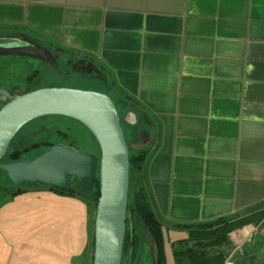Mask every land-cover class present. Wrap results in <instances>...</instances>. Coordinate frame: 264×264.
I'll list each match as a JSON object with an SVG mask.
<instances>
[{"label": "crops", "instance_id": "obj_1", "mask_svg": "<svg viewBox=\"0 0 264 264\" xmlns=\"http://www.w3.org/2000/svg\"><path fill=\"white\" fill-rule=\"evenodd\" d=\"M13 35L117 100L166 252L167 239L173 255L203 249L185 225L264 211V0H0V37ZM261 227L203 243L228 253L235 234L264 252ZM93 233L81 196L34 183L0 201V264H90Z\"/></svg>", "mask_w": 264, "mask_h": 264}, {"label": "water", "instance_id": "obj_2", "mask_svg": "<svg viewBox=\"0 0 264 264\" xmlns=\"http://www.w3.org/2000/svg\"><path fill=\"white\" fill-rule=\"evenodd\" d=\"M13 39L15 36L0 37V54L42 57L41 52L47 51L30 40L26 44H11ZM0 103L3 104L0 107V169L18 186L43 183L68 189L72 178H76L88 191L94 189L98 173L100 196L94 222L93 264H122L130 155L114 99L102 91L72 87H43L15 93L0 86ZM45 115L68 116L83 123L96 138L100 156L71 144L57 143L33 159L4 161V154L20 128Z\"/></svg>", "mask_w": 264, "mask_h": 264}, {"label": "rangeland", "instance_id": "obj_3", "mask_svg": "<svg viewBox=\"0 0 264 264\" xmlns=\"http://www.w3.org/2000/svg\"><path fill=\"white\" fill-rule=\"evenodd\" d=\"M13 36H15V39H13L11 44L14 45L26 44V40H29L26 37L21 38L19 35ZM77 66L71 65L70 63H63V65H59L57 62L56 64L51 62L45 63L41 60L20 55L8 58L0 56V86L10 89V86L19 85L18 90H13L15 93H20L22 90L25 91L26 89H20L24 85H30L29 89H38L43 87H72L103 92L104 89L99 78L96 76L91 77V73L86 72ZM34 70H38L39 74L36 76V73H34L32 77L33 80L29 83L27 76L35 72ZM114 101L116 106H118L117 100L114 99ZM2 105L3 104L0 103V107ZM42 117L43 116L32 119L20 128L21 131H18V136H22L24 139L23 145L17 146L16 144L13 147L11 158L33 159L52 144H70V142H74L75 145L78 146L77 148L85 152H91L96 155L99 154L100 148L97 141L92 136L91 131L84 127L76 119L63 116L47 118ZM125 126L127 127L126 124ZM58 130L64 131L65 134L61 135V133H58ZM127 132H129V130H127ZM72 181L75 186H78L79 190H83L79 181L78 182L81 186L78 185V182H76L74 178H72ZM11 189H9L6 193H9ZM95 213L96 211L93 210L92 220L95 217ZM127 222L126 233L128 228V237L132 236L136 239L137 248L132 255H130V252L125 253L122 257V264H154L156 252L155 244L151 235L147 231L146 224L143 221L141 214L138 211H131L130 213L127 211ZM261 229L262 233H264V227H261ZM259 231L260 230L257 228L253 238L255 236L257 241L264 243V237L260 238ZM169 237H172V233ZM232 237L233 243H231L228 248L230 252H228L226 256V264H236L237 259L240 261L243 260L242 262H238L239 264H264V252H259V250L257 252L241 251L242 248H245L246 244H252L250 243V238L247 237L243 240L236 237L235 234H233ZM168 242L169 240L167 239V264H176L171 244H168ZM240 242L241 249H237L239 252H233L237 248L236 245ZM129 247L130 246L127 248L128 250L130 249ZM91 262L92 259L90 264Z\"/></svg>", "mask_w": 264, "mask_h": 264}, {"label": "trees", "instance_id": "obj_4", "mask_svg": "<svg viewBox=\"0 0 264 264\" xmlns=\"http://www.w3.org/2000/svg\"><path fill=\"white\" fill-rule=\"evenodd\" d=\"M118 111L121 116V123L124 128L126 139L129 145V155H130V184H129V197H128V212L130 213L131 211L132 212L138 211L141 214V217L146 224L147 231L151 235L155 244L156 252H155L154 264H167L164 225L162 221L159 219V217L156 215V213L153 211V209L151 208L145 189L142 186H140L135 180L136 174L143 168V165L145 163L146 151L132 148L131 140L129 138V132H127L128 129L125 126L126 124L125 115L119 110V108ZM59 116H63V115H47L43 117L47 118V117H59ZM63 117H68V116H63ZM81 124L84 127H86L83 123ZM20 131L21 129L19 130V132ZM19 132L12 139L10 143V147L3 158L4 161L19 160V159L11 158L13 147L16 144L17 146L23 145L24 139L22 138V136L21 137L18 136ZM58 133H61V135L65 134V132L62 130H58ZM92 136L94 137L93 133ZM94 139L96 140L95 137ZM70 144L78 147L77 145H75L74 142H70ZM53 145L55 144H52L51 146ZM49 147H47L45 150H47ZM98 156H100V150ZM0 173H2L0 174V201L10 196L21 193L25 190V187L27 185L34 184V183H26L24 185L18 186L14 184V182L9 178L6 171L0 169ZM74 179L76 180V182H78L76 178ZM44 185L49 187L50 189H54L63 194L81 196L87 201L89 207L91 208V214L93 213V210L96 211L97 202L100 196V181H99L98 173L95 179L94 189L92 191H88L85 188H82L83 190H79L78 186H75L74 183H72V186L68 189H62L47 184ZM78 185L81 186L79 182ZM9 189H11V191H9V193H6L8 192ZM92 222L94 225L95 217L93 218ZM252 222H254L255 224H259L262 222V227H264V211L258 214H253L247 217H242L237 219L223 217L205 223H198L195 225H185L184 227H190L188 238L197 241L199 240V242H201L200 244L203 249L196 250L194 248L189 247L187 249L178 250L174 252L176 264H226L225 261L228 253L208 252V249L205 248L203 242H205L206 245L208 246H213L216 243L221 242V239L227 237V235H229L232 231L238 228H242L245 225ZM136 243L137 242L135 238H133L132 236L128 237V228H127V233L125 236V243L123 248V256L125 255L126 252H130V255H132L136 251L137 248ZM128 246H130L129 250L127 249ZM92 251H94V233L92 236ZM91 259H92L91 264H93V252H91ZM242 261L243 260L240 261L237 259L236 264H239L238 262H242Z\"/></svg>", "mask_w": 264, "mask_h": 264}, {"label": "flooded vegetation", "instance_id": "obj_5", "mask_svg": "<svg viewBox=\"0 0 264 264\" xmlns=\"http://www.w3.org/2000/svg\"><path fill=\"white\" fill-rule=\"evenodd\" d=\"M42 54V57H44V56H46V58H45V60H50L51 62L53 61V60H55L54 59V57L57 59V63H59V65H63V61H62V59H61V53H58V52H54L53 51V56H52V54L51 53H48L47 51H45V52H41ZM24 56V55H21V54H18V53H12V54H1L0 56H2V57H6V58H8V57H13V56ZM25 57H28V56H25ZM35 72H33L32 74H29L28 76H27V79H28V81H29V83H31L32 82V77H33V74L34 73H36V76L39 74V71L38 70H34ZM9 87V86H8ZM11 88V90H18L19 89V85H13V86H10ZM29 87H30V85H24V86H22L20 89H26L25 91H21L20 93H23V92H27V91H31V90H34V89H29Z\"/></svg>", "mask_w": 264, "mask_h": 264}]
</instances>
